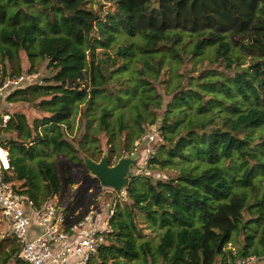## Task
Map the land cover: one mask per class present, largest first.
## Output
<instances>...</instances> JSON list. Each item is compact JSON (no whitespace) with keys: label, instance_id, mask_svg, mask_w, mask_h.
Returning <instances> with one entry per match:
<instances>
[{"label":"trees","instance_id":"trees-1","mask_svg":"<svg viewBox=\"0 0 264 264\" xmlns=\"http://www.w3.org/2000/svg\"><path fill=\"white\" fill-rule=\"evenodd\" d=\"M89 1L0 0L2 76L20 75V52L28 72L35 71V58L51 70L42 83L0 97L37 112L31 118L2 110L9 114L0 127V134H10L2 140L10 166L6 179L22 181L37 205L54 194L63 201L62 183L71 188L72 176L65 160L58 176L51 157L63 155L88 173L84 158L103 156L101 134L110 145L109 162L116 163L122 152H133L146 125L157 124L162 139L147 167L173 171L163 178L134 175L92 262L236 264L264 256V0H96V7ZM105 3L114 11L104 10ZM117 43L113 55L96 52ZM184 57L209 58L223 69L180 75L175 70ZM119 58L123 62L114 67ZM165 64L177 79L158 114L162 95L155 82ZM77 111L81 136L74 143L65 126ZM90 181L85 209L79 197L67 207L79 210L76 219L94 202L98 181ZM138 213L156 228V241L144 237ZM240 235L243 245L234 253L227 245ZM18 251L13 243L2 264Z\"/></svg>","mask_w":264,"mask_h":264},{"label":"built area","instance_id":"built-area-1","mask_svg":"<svg viewBox=\"0 0 264 264\" xmlns=\"http://www.w3.org/2000/svg\"><path fill=\"white\" fill-rule=\"evenodd\" d=\"M27 84H30V77L7 75L0 79V97ZM0 112V127H5L9 114ZM142 138L154 147L146 148L140 165L133 167L134 170L132 168L133 175L149 174L148 160L155 153V145L162 139L157 127ZM2 140L0 134V223L7 224L8 232L19 248L18 257L27 264H94L92 256L112 232L110 220L120 200L126 198L125 190L118 192L104 187L91 175L97 179L98 188L94 202L79 219L75 218L79 210L70 212L67 206L61 204L63 201L59 200L58 194L37 205L24 192L19 181L6 179L10 166L8 150ZM254 259L242 258L236 264H249Z\"/></svg>","mask_w":264,"mask_h":264},{"label":"rangeland","instance_id":"rangeland-1","mask_svg":"<svg viewBox=\"0 0 264 264\" xmlns=\"http://www.w3.org/2000/svg\"><path fill=\"white\" fill-rule=\"evenodd\" d=\"M88 5H92L93 7H96L98 4L96 2V0H90ZM104 10H112L114 11V7L113 5L109 4V3H105L103 6ZM117 46H119V43H117L116 45H114L113 49H110L108 51H103L102 49L97 48L96 52L98 53L99 57H106L107 55H113L114 54V50L117 48ZM20 56V66H21V73L22 75H25L26 77H30V84H34V83H42L43 78L44 77H50L51 76V70L49 68H47V61H38L37 58H35L33 60L32 63V67L35 69V71L33 72H28V63L26 62L25 59V54L23 52H20L19 54ZM192 61L194 62V64L192 63ZM249 56H246L243 60L244 64H242L243 66H246L249 64ZM123 62L122 58H119L118 61L116 62L114 67H117L118 65H120ZM13 70H15L17 68L15 62L13 63ZM136 66V65H135ZM3 67V63L0 62V79L7 76L4 75L2 76L1 74V69ZM203 68H211V69H217V70H221L223 69V65H220L217 61L216 62H212L209 58H203L201 60L196 61L195 60H188L186 57L182 58L181 63H179L178 68L175 70L177 73H179L180 75L182 73H185L189 70V74L192 76H197L199 74V72L201 71V69ZM124 76H122L123 79ZM177 77L175 76V74L172 72V67H170L168 64H165L163 66V68H161L160 71V76L158 78V80L155 82V86L158 90V92L162 95V107L160 109H155L157 111L158 114H161L162 111L165 108L166 103L168 102V100L170 99V95L168 94V86H170L171 84H173L176 81ZM113 84L112 82L109 84L111 85ZM0 111H4L5 109H8L11 112L14 111H22L25 112L29 117L33 118L34 116L37 115V112L31 107V105L29 104H23V103H7L5 101H3V98L0 99ZM79 116H80V111H77L74 115V117H72L70 124L65 126V133H66V137L71 139L72 141L77 140L78 138H80V134L81 132L79 131V124H80V120H79ZM95 122V121H94ZM155 127H157V124H153V125H146L145 126V131H144V135L146 133H150L152 132V129H155ZM2 138H8L10 136L9 133H4L1 134ZM144 135H142V137H144ZM138 138L135 141H133L132 144V153H137V159H136V165H140L145 153H146V148L148 146L150 147H154V145L151 142H148L146 138ZM125 139V136L122 135L121 138H119V141H117V144H121L123 143ZM100 141H101V149L103 151V156H107V152H109L110 145H106V137L101 134L100 135ZM129 147L131 148V144H129ZM122 157H126L128 154L122 152L121 153ZM102 156V157H103ZM121 157V158H122ZM52 161H53V166L55 169V172L58 176H60V168H59V161L60 160H65L68 162V171L72 176V185L71 188H69V185H66L64 183H62V186L64 188L65 192V196L66 199L63 200V202L61 204H63L64 206H69L70 201L72 200V198L75 197H79L78 200L79 205H81V207L83 208V210L85 209V203L84 202V196L85 193H88L90 189H87L90 185H92V182L90 181V173H86L83 169L82 166H78L75 165L71 160H69L67 157L57 154L53 157H51ZM110 164H114V162L112 161ZM135 165V166H136ZM177 165V164H175ZM134 166V168H135ZM133 168V170H134ZM173 169L170 168H165L163 169L164 174L158 172V171H153L151 172L149 170V174H147V176H151L154 178H160V177H166L168 176V174L170 172H172ZM264 178V176H261ZM137 177L135 178L136 182ZM20 185H23L22 181H19ZM71 189V190H70ZM87 189V191H86ZM264 189V182H262V184L260 185V190L259 193H261ZM70 190V191H69ZM126 200V198H122L120 200V206L123 205V202ZM137 223L140 227H142V233L144 235L145 238L150 239L152 241H156L157 239V230L155 228V230H153L150 226V224L148 223L147 220H145L143 218V216L138 213L137 214ZM259 234L260 231L258 230L257 232L254 233L253 236V240L254 242H256L259 238ZM2 236V235H0ZM243 235H240L238 237L235 236V239H233V241H231L228 245L227 248L231 249L234 253L237 252V249L239 247H241L243 245ZM1 239L2 237H0V244H1ZM7 241L10 243H13L12 238L7 237ZM7 241H4V246H0V264H2V258L4 256L3 251L7 250L9 248V243H7ZM255 259L250 262L249 264H264V256H261V258L257 259V256L254 257ZM8 264H14L13 261H10ZM132 264H136V262H132Z\"/></svg>","mask_w":264,"mask_h":264},{"label":"water","instance_id":"water-1","mask_svg":"<svg viewBox=\"0 0 264 264\" xmlns=\"http://www.w3.org/2000/svg\"><path fill=\"white\" fill-rule=\"evenodd\" d=\"M136 159L137 153L122 157L114 164H110L107 156L101 157L98 161L85 157L84 164L90 175L99 180L100 185L119 192L125 190L135 177L132 168L136 165Z\"/></svg>","mask_w":264,"mask_h":264},{"label":"crops","instance_id":"crops-1","mask_svg":"<svg viewBox=\"0 0 264 264\" xmlns=\"http://www.w3.org/2000/svg\"><path fill=\"white\" fill-rule=\"evenodd\" d=\"M0 235H2V236H0V237H2L1 241L6 240L7 237L12 238V236H11L10 233L8 232V226H7V224L4 223V222H3V223H0ZM12 240H13V243L16 244V242L14 241L13 238H12ZM7 243H9L10 246H9V248H8L6 251H8V250L10 249V247L13 245V243H10V242H8V241H7ZM1 246H4V244H2ZM16 246H17V244H16ZM17 247H18V246H17ZM18 249H19V248H18ZM3 252H5V250H4ZM18 253H19V251H18ZM18 253H17V256H16L17 260H19V263H18V264H27V263L23 262V261L18 257ZM16 258H15V259H11V260H9L8 263H9L10 261H13V263L16 264Z\"/></svg>","mask_w":264,"mask_h":264}]
</instances>
